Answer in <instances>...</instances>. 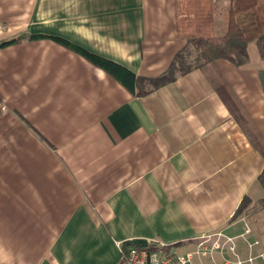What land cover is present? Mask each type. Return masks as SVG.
Wrapping results in <instances>:
<instances>
[{"label": "crops", "instance_id": "crops-1", "mask_svg": "<svg viewBox=\"0 0 264 264\" xmlns=\"http://www.w3.org/2000/svg\"><path fill=\"white\" fill-rule=\"evenodd\" d=\"M176 3L0 0V43L44 36L0 47V264H121L120 244L186 249L219 231L264 264L251 193L264 159L212 82L264 135L262 61L218 60L135 96L54 40L154 78L185 46Z\"/></svg>", "mask_w": 264, "mask_h": 264}, {"label": "trees", "instance_id": "trees-1", "mask_svg": "<svg viewBox=\"0 0 264 264\" xmlns=\"http://www.w3.org/2000/svg\"><path fill=\"white\" fill-rule=\"evenodd\" d=\"M176 8L177 35L185 41V46L175 54L168 68L154 78L138 77L120 65L95 56L64 40L57 38L54 40L102 68L135 96L150 93L175 81L179 76L195 69H204L218 60H226L236 67H242L250 60L248 49L251 45L256 48L258 57L264 65V0H228V7L224 12L225 29L220 36H215L213 33L214 13L211 0H177ZM43 37L21 34L9 41L1 42L0 47L18 43L23 39L36 40ZM212 82L215 91L235 121L241 127L247 126L245 128L247 134L249 138L252 137L254 128L251 127V121L243 113L227 85L221 80ZM253 141L264 159V147L255 139ZM257 182L264 189V168ZM250 204L251 199L248 196L243 197L233 217L244 213ZM263 204L264 197L260 199V205Z\"/></svg>", "mask_w": 264, "mask_h": 264}, {"label": "built area", "instance_id": "built-area-1", "mask_svg": "<svg viewBox=\"0 0 264 264\" xmlns=\"http://www.w3.org/2000/svg\"><path fill=\"white\" fill-rule=\"evenodd\" d=\"M234 240L219 231L195 239L186 249L157 240L128 242L120 244L121 264H253L256 256L249 254L241 258ZM257 243H248V248ZM258 257L262 258L263 254Z\"/></svg>", "mask_w": 264, "mask_h": 264}, {"label": "rangeland", "instance_id": "rangeland-1", "mask_svg": "<svg viewBox=\"0 0 264 264\" xmlns=\"http://www.w3.org/2000/svg\"><path fill=\"white\" fill-rule=\"evenodd\" d=\"M211 1H212L213 13H214L213 33L215 36H220L223 34L224 29H225L224 12H225V9L228 7V0H211ZM248 53H249V59L251 63L253 61L259 60L256 48L254 47V45H251L249 47ZM258 64H260L259 61H258ZM252 131L254 133L252 134L253 139H255L257 143L259 142V144H261L264 147V139L263 140L261 139V138H264V135H259V134L256 135L255 130L252 129ZM251 193H252V197L255 199L257 198L258 200L264 197V189L260 185L259 182L255 184V187L253 188V191H251ZM262 207L264 208V204L262 205Z\"/></svg>", "mask_w": 264, "mask_h": 264}]
</instances>
